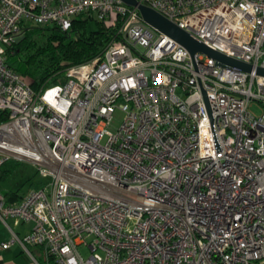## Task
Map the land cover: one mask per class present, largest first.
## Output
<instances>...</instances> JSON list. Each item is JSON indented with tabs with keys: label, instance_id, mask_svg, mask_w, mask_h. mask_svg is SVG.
Masks as SVG:
<instances>
[{
	"label": "built area",
	"instance_id": "1",
	"mask_svg": "<svg viewBox=\"0 0 264 264\" xmlns=\"http://www.w3.org/2000/svg\"><path fill=\"white\" fill-rule=\"evenodd\" d=\"M137 1L252 72L191 57L121 0H0V169L43 179L16 202L0 190V247H41L36 264H264V0ZM81 17L115 36L62 81L34 90L8 66L28 27Z\"/></svg>",
	"mask_w": 264,
	"mask_h": 264
},
{
	"label": "trees",
	"instance_id": "2",
	"mask_svg": "<svg viewBox=\"0 0 264 264\" xmlns=\"http://www.w3.org/2000/svg\"><path fill=\"white\" fill-rule=\"evenodd\" d=\"M88 18H77L64 31L57 26L28 27L8 53L7 64L39 90L62 81L65 71L89 61L103 52L114 38L115 30L96 21V28L88 31ZM18 161H8L0 169V179L15 170ZM4 193V192H3ZM9 202L23 198L4 193Z\"/></svg>",
	"mask_w": 264,
	"mask_h": 264
},
{
	"label": "water",
	"instance_id": "3",
	"mask_svg": "<svg viewBox=\"0 0 264 264\" xmlns=\"http://www.w3.org/2000/svg\"><path fill=\"white\" fill-rule=\"evenodd\" d=\"M124 4L131 7H136L143 21L156 29L158 32L170 37L175 42L180 44L185 48L191 57L197 53L204 54L209 58L216 61V65L221 68H229L237 71L250 73L253 70V66L250 64L242 63L234 59L228 58L225 55L207 47L202 42L186 33L185 31L179 29L175 24L162 17L160 14L154 10L142 5L137 0H121ZM255 74L257 76L264 77V68L258 67L255 69Z\"/></svg>",
	"mask_w": 264,
	"mask_h": 264
},
{
	"label": "rangeland",
	"instance_id": "4",
	"mask_svg": "<svg viewBox=\"0 0 264 264\" xmlns=\"http://www.w3.org/2000/svg\"><path fill=\"white\" fill-rule=\"evenodd\" d=\"M88 31L96 28V21L88 19ZM251 112L256 115L261 113L259 106H253ZM17 166L12 173L5 179H0V190L4 193H15L19 196L27 195L32 189L38 188L43 182V179L38 175L37 168L30 162H17ZM4 226V224H3ZM83 256H87V252H82Z\"/></svg>",
	"mask_w": 264,
	"mask_h": 264
},
{
	"label": "crops",
	"instance_id": "5",
	"mask_svg": "<svg viewBox=\"0 0 264 264\" xmlns=\"http://www.w3.org/2000/svg\"><path fill=\"white\" fill-rule=\"evenodd\" d=\"M1 174V173H0ZM8 225L12 231L19 237H23L32 230L31 223H20L15 225L13 221L9 220ZM11 232L0 222V245L9 241ZM43 260V251L41 247L29 246L28 251H25L19 244H14L8 249L0 247V264H36Z\"/></svg>",
	"mask_w": 264,
	"mask_h": 264
}]
</instances>
